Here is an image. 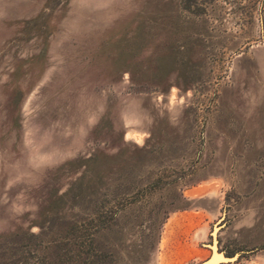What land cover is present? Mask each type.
<instances>
[{
  "label": "rangeland",
  "instance_id": "1",
  "mask_svg": "<svg viewBox=\"0 0 264 264\" xmlns=\"http://www.w3.org/2000/svg\"><path fill=\"white\" fill-rule=\"evenodd\" d=\"M132 156L111 264H201L215 227L227 264H264V0H0V241L85 214ZM55 226L28 264H83Z\"/></svg>",
  "mask_w": 264,
  "mask_h": 264
},
{
  "label": "trees",
  "instance_id": "2",
  "mask_svg": "<svg viewBox=\"0 0 264 264\" xmlns=\"http://www.w3.org/2000/svg\"><path fill=\"white\" fill-rule=\"evenodd\" d=\"M140 151L145 152V150H140ZM94 157L95 159L98 158V156H94ZM135 158L136 157L132 156L129 159L128 161L129 167L124 171H121L120 169L119 170L112 169L107 173L106 176L93 175L91 177V182L97 184L101 183L103 179L105 178L110 179L113 176L115 178L114 177L111 178L112 182H114L115 179L118 180L119 182L118 184L115 185L114 188L115 190L112 195L104 196L103 194L102 197L92 196L90 200L94 201L93 205L91 204L86 205L87 212L85 214H79V215L77 214L76 217L73 219H66L64 217L54 214L48 219L47 227L45 228L42 227L41 232L38 234L32 232H23L6 237L5 239H3V241L1 240L0 253H5L6 251L7 252L12 251L11 254L6 258L7 260H5L4 263L2 264H6L8 262H14V264H17L19 260L25 262V264H28L29 258L31 257L39 259L37 253L39 252L38 249L42 243L41 239L43 238L46 229H48L52 225L53 226L56 225L55 229L60 227L65 228L69 226V229L71 230V235L69 236L65 246L67 245L72 246L76 252L75 259L77 257L82 259L83 264H94V263L111 264L114 260H115L114 262L121 260V258L123 257L121 253V248L124 249L125 244L123 240L116 242L109 232L115 228L118 229L115 232H119V231L121 232L122 229L125 227V224H127L126 223L127 216L125 215L126 217L123 216L120 219L119 214L121 209L117 208L115 205H117L127 196L131 195V191L133 190V186L131 184H133L134 181L137 179L133 175V172L137 164ZM124 176H127L128 181H130L125 185H123V183L121 182L123 180V179L121 180V178H123ZM146 177L149 178L150 174H147ZM86 180L87 178L85 171L83 175L72 185V188L68 190L67 195L73 192L74 195L76 196L74 199L76 200V202L81 203V201L85 200L88 195L87 194L89 188L88 185H91L90 181L88 180L86 181ZM145 182L149 183L150 180L146 179ZM175 184L176 181L173 180L170 185L174 186ZM98 187L99 186H95L94 189L99 190L100 188ZM64 197L65 196H62L61 199H64ZM175 199L178 198L175 197ZM76 202L73 205V207L78 205ZM157 204H158V209L156 210L153 209L152 213L150 212L148 216L144 217L145 218L144 221L141 220L136 221L137 224L141 222L147 223V228H149V230H151L152 232L156 233V235L153 236L156 239L160 236L159 234L160 228L163 225L164 220L167 218V215L169 213V209H167L166 203H157ZM173 204L174 202L171 203V205ZM161 213H163L162 218H159ZM90 219L97 221L96 228H91ZM81 227H83V229ZM15 246L16 247L19 246L22 250H20V248L17 250H12L13 247ZM18 252L22 253V256L16 258L18 257L17 256ZM63 256L64 255H61L60 252L58 251V253L56 254L57 258L55 257V259L52 260L50 263L65 264L64 260L62 259ZM75 259L72 260L71 258L70 260L74 263V261L76 262ZM15 260L18 261L15 262Z\"/></svg>",
  "mask_w": 264,
  "mask_h": 264
},
{
  "label": "water",
  "instance_id": "3",
  "mask_svg": "<svg viewBox=\"0 0 264 264\" xmlns=\"http://www.w3.org/2000/svg\"><path fill=\"white\" fill-rule=\"evenodd\" d=\"M215 230H217L216 227L214 229V232ZM214 232L212 234L213 241L210 245L207 246L211 250V255L206 261L202 262L201 264H227L237 262L242 254H235L234 256L229 257L227 254L222 252L219 249V241L217 240V235H214Z\"/></svg>",
  "mask_w": 264,
  "mask_h": 264
},
{
  "label": "bare ground",
  "instance_id": "4",
  "mask_svg": "<svg viewBox=\"0 0 264 264\" xmlns=\"http://www.w3.org/2000/svg\"><path fill=\"white\" fill-rule=\"evenodd\" d=\"M215 232H217V231H215Z\"/></svg>",
  "mask_w": 264,
  "mask_h": 264
}]
</instances>
